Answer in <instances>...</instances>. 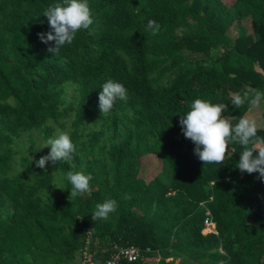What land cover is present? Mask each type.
Listing matches in <instances>:
<instances>
[{"label": "trees", "instance_id": "1", "mask_svg": "<svg viewBox=\"0 0 264 264\" xmlns=\"http://www.w3.org/2000/svg\"><path fill=\"white\" fill-rule=\"evenodd\" d=\"M55 4L63 0H0V264H72L128 246L140 252L130 264H264V181L236 167L239 143L224 163L204 164L180 125L203 99L226 103L233 124L255 119L264 137V100L231 104L264 92V0H89L94 23L56 53L38 37L51 31L42 14ZM149 20L161 25L155 35ZM108 79L128 99L103 114ZM66 119L70 162L15 163L22 134L50 135L46 124ZM150 158L162 171L146 181ZM68 171L91 173V193L70 201ZM109 198L118 207L94 221ZM206 211L217 235L202 234Z\"/></svg>", "mask_w": 264, "mask_h": 264}, {"label": "clouds", "instance_id": "2", "mask_svg": "<svg viewBox=\"0 0 264 264\" xmlns=\"http://www.w3.org/2000/svg\"><path fill=\"white\" fill-rule=\"evenodd\" d=\"M42 15L47 17L51 31L47 34L38 33V37L45 44L55 41V48H48L49 52L55 53L65 44H72L79 30L88 29L94 23L89 0H63V4L47 7ZM160 28L161 25L158 22L149 20L146 30L155 35ZM101 89L102 91L99 92L101 113L108 114L117 100L127 102V89L122 83L108 79ZM262 100H264V92L248 89L243 95L234 94L231 104L235 108H240L245 103L251 107H259ZM227 110L226 103L213 104L203 99L194 100L190 111L180 119L184 137L194 143V154L204 164L224 163L232 156V151L229 150L231 143H239L244 150L240 153L236 167L241 173H259V178L264 181V137L258 135L256 120L241 117L238 123L233 124L230 118L222 115ZM43 148H50V151L35 161L36 167L41 169H44L49 161L54 165L59 162L68 163L76 152V145L70 134L59 129L54 138L45 140ZM62 179H66L72 186L68 197L70 201L71 198L83 196L92 191L91 173L68 171ZM214 183L216 184V181ZM117 207V201L111 198L98 203L92 219L106 220Z\"/></svg>", "mask_w": 264, "mask_h": 264}, {"label": "rangeland", "instance_id": "3", "mask_svg": "<svg viewBox=\"0 0 264 264\" xmlns=\"http://www.w3.org/2000/svg\"><path fill=\"white\" fill-rule=\"evenodd\" d=\"M245 25L250 26L249 18H245L243 20ZM219 55V51L213 50L211 51V60L215 59ZM65 123L63 124V128L59 127L56 123L49 121L46 124V127L52 129V133L50 135H46V132L43 129H34L27 133H24L18 138L13 145L14 152V161L16 164H20L22 159H26L29 162L35 163V161L39 160L38 156L35 153H30L28 150L30 147H33L38 150H43L46 153L50 151V148H43V144L46 139L54 138L57 134V130L65 131L69 133L70 129V119L63 120ZM63 121H61L63 123ZM147 157H154L153 155H148ZM36 164V163H35ZM145 170L142 171L141 177H143L146 181L152 179L155 175L162 171V163L160 160L155 158L148 159L145 163ZM57 195V193H54Z\"/></svg>", "mask_w": 264, "mask_h": 264}, {"label": "built area", "instance_id": "4", "mask_svg": "<svg viewBox=\"0 0 264 264\" xmlns=\"http://www.w3.org/2000/svg\"><path fill=\"white\" fill-rule=\"evenodd\" d=\"M202 234L217 235L215 223L212 221L209 211L205 213L203 221ZM116 252L110 257L100 259L96 257H89L85 251L82 255L76 257L72 264H130L134 263L140 257L139 249L135 246H128L124 248H115Z\"/></svg>", "mask_w": 264, "mask_h": 264}]
</instances>
